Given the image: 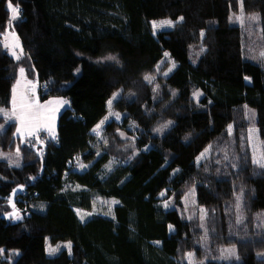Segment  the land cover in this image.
Listing matches in <instances>:
<instances>
[{
    "label": "trees",
    "instance_id": "trees-1",
    "mask_svg": "<svg viewBox=\"0 0 264 264\" xmlns=\"http://www.w3.org/2000/svg\"><path fill=\"white\" fill-rule=\"evenodd\" d=\"M10 2L14 20L0 0V107L10 105L19 69L38 80L40 99L69 106L41 142H21L16 123L0 117V151L18 147L21 156L20 166L0 160V264H189V253L196 264H264V167L244 112L256 114L264 156V55L251 56L264 53V0ZM165 19L172 28L152 35L148 23ZM9 26L24 52L17 60L2 44ZM164 52L176 67L154 92L145 77ZM110 55L117 63L98 61ZM119 90L113 107L125 119L97 137L92 129ZM128 122L132 142L120 148L115 131ZM178 125L183 132L165 147ZM101 198L115 200L113 215L79 221L75 210ZM48 245L70 248L47 255ZM227 245L235 259L223 257Z\"/></svg>",
    "mask_w": 264,
    "mask_h": 264
},
{
    "label": "rangeland",
    "instance_id": "rangeland-1",
    "mask_svg": "<svg viewBox=\"0 0 264 264\" xmlns=\"http://www.w3.org/2000/svg\"><path fill=\"white\" fill-rule=\"evenodd\" d=\"M169 20H161V21H150L148 23V27L150 28L152 35H156L158 33H161V31H168L172 28L173 23L168 24L165 23ZM171 22V21H170ZM2 44L4 45L5 49H7L10 56H12L14 59L22 58L24 56V52L22 49V45L19 42L18 36H16V33H14L11 26H9L4 36L2 37ZM15 53L13 55L12 53ZM200 53V48L198 46H192L190 49V57L191 62L195 64L196 58L198 57ZM251 56H253V59L255 60H261L262 59V52L261 51H255ZM99 62H112L117 63L115 57L113 56H107L106 58H100L98 59ZM176 67L175 62H173L169 54L167 52H164L162 61L157 64L155 67V70L153 71L152 75H149L148 77H151V79H147V82L151 84L152 89L154 92H159L160 90V84L158 83L159 80H162L164 77H166L168 74H170L174 68ZM21 69H19L17 74V80L15 84L13 85V90L10 97V105L8 108L0 107V117H3L5 119V123L14 122L16 123L15 133L16 137L20 139L21 142L25 140H38L41 142V138L39 137V134L42 132L47 133L50 136H54L56 133V128L58 125V118L60 114L65 110V108H68L69 102L66 98H62L59 96H53V97H47L44 99H40V88H39V82L36 79H29L26 77L25 72L21 74ZM193 92V98L196 103H200L201 105H205V96L202 92L199 90H194ZM120 94V90L114 93L113 97L108 100V102L111 100L112 104L111 107L109 104H107L108 110L106 115L102 118V120L92 129L93 134L97 137L102 136V132L104 131V127L109 124L110 122H117L118 124L123 123L125 116L122 112H118L114 107V103L118 100ZM115 97V98H114ZM61 102H67V103H61ZM245 112V119L246 122L250 124L247 135L249 136V146L252 151V157H254V160H259L261 163H263V145H261V141L259 138V134L257 131V128L255 127V120H256V114L250 109H244ZM117 115L119 116V119H117ZM168 126L170 125V122H166ZM99 125V129L97 131H94V129H97V126ZM126 131L124 129H117L114 135V139L117 140L118 147H128V145L132 142V136L127 131H132L133 125H131L129 122L125 123L124 125ZM230 131H232L230 129ZM183 132V128L181 125L176 126V128L173 130V132L167 137L165 147L171 144L174 140L177 139V137ZM145 150L149 154L152 153V150L150 147H146ZM210 154L209 149L205 150L200 153L199 156L196 158V163L199 165L202 161L205 160ZM0 160L6 161L10 164V166H20L21 165V156L19 154L18 147L10 152H3L0 151ZM257 165L261 166V164ZM88 167V165H79L80 170H85ZM187 196L184 199V204L186 206H191L195 202V192L194 189H190V191L187 192ZM115 200L111 199H96L91 206L90 211L86 210H75L76 216L79 221L86 222L88 221L92 215H99V216H108L111 217L113 215V209L115 205ZM165 208L169 210L171 208L170 204H164ZM203 214L202 220L205 217V214ZM14 220H18L21 218L20 212L17 210V208L13 207L10 215ZM18 217V218H17ZM241 215H239V218ZM264 223V220H263ZM172 229V228H171ZM202 230L206 232V228L203 225ZM202 247L208 248L209 241L207 237L203 238V241L201 243ZM68 247L67 245H59V246H47V255H55L56 251L62 247ZM56 249L54 253L49 252V249ZM224 258H227L228 260L235 259L236 254V248L234 245H227L226 249L224 250ZM190 254V253H189ZM187 254L186 260L189 264H196V261L193 259V255L191 256Z\"/></svg>",
    "mask_w": 264,
    "mask_h": 264
},
{
    "label": "snow or ice",
    "instance_id": "snow-or-ice-1",
    "mask_svg": "<svg viewBox=\"0 0 264 264\" xmlns=\"http://www.w3.org/2000/svg\"><path fill=\"white\" fill-rule=\"evenodd\" d=\"M8 7H9V9H10V11H11V19H16L17 18V16L19 15V9H18V7H13L12 6V4H11V2H10V0H9V4H8ZM252 19H256V17H252ZM165 23H168V24H171V22L170 21H166ZM13 55H15V53L13 52L12 53ZM262 55H264V53H262ZM21 71V74H23V72H24V70L23 69H21L20 70ZM146 79H151V77H145ZM115 98V97H114ZM61 103H67V102H61ZM108 104H109V106L111 107V104H112V101L110 100L109 102H108ZM117 119H119V116L117 115ZM166 127V126H165ZM99 129V125L97 126V129H94V131H97ZM158 131H159V129H158ZM254 162L255 163H258V164H261V166L262 167H264V163H261V161H259V160H254ZM18 218V217H17ZM68 247L70 248V245H68ZM0 251H3V250H0ZM56 251V249H52V248H50L49 249V252H50V254L51 253H54ZM190 256H191V254H189Z\"/></svg>",
    "mask_w": 264,
    "mask_h": 264
},
{
    "label": "crops",
    "instance_id": "crops-1",
    "mask_svg": "<svg viewBox=\"0 0 264 264\" xmlns=\"http://www.w3.org/2000/svg\"><path fill=\"white\" fill-rule=\"evenodd\" d=\"M5 72H0V75H3Z\"/></svg>",
    "mask_w": 264,
    "mask_h": 264
}]
</instances>
